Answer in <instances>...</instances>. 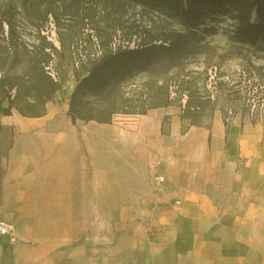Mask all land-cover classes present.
<instances>
[{
    "label": "rangeland",
    "instance_id": "rangeland-1",
    "mask_svg": "<svg viewBox=\"0 0 264 264\" xmlns=\"http://www.w3.org/2000/svg\"><path fill=\"white\" fill-rule=\"evenodd\" d=\"M233 16L229 11L208 17L188 53L158 50L126 80L113 83L128 108L117 103V112L109 121L96 119L112 104L115 91L105 102L93 96L80 98L79 111L93 119L77 118L71 125L75 131H63L61 140L77 144L82 154L91 152L93 163L91 179L97 190L89 193L92 198L78 199L79 242L90 232H99L106 219L113 224L148 219L127 211L125 206L132 200L117 197L124 162L126 176L132 177L136 166L138 175L152 178L167 162L164 156L171 153L165 152L169 143L185 142L188 129L209 128L215 114L225 117L228 111L235 114L234 122L260 124L264 131V41L254 45L234 42ZM4 18L14 25L16 49L8 41ZM251 19L258 21L255 13ZM0 21V85L7 81L0 86V108L7 107L9 96L13 98L19 91L31 114L49 110L63 118L68 115L75 86L88 74L89 57L103 50L148 43L164 32L184 30L180 19H166L124 0H0ZM46 59L57 73V90L43 102L35 96L36 70ZM254 99L259 101L257 106L251 104ZM144 103V112L150 111L147 117L127 113L138 106L141 112ZM14 137L12 131L0 126V154ZM189 143H195L189 150L191 166L200 137L191 134ZM172 153L173 158H180L179 150Z\"/></svg>",
    "mask_w": 264,
    "mask_h": 264
},
{
    "label": "crops",
    "instance_id": "crops-1",
    "mask_svg": "<svg viewBox=\"0 0 264 264\" xmlns=\"http://www.w3.org/2000/svg\"><path fill=\"white\" fill-rule=\"evenodd\" d=\"M71 125L68 115L49 110L0 116L2 129L15 136L0 154V219L15 228L14 239L0 237V264H264L262 125L226 126L215 114L209 128L191 127L185 142L166 146L167 162L154 171L165 177L160 187L136 166L126 176L124 162L117 197L132 200L127 211L148 219H106L83 242L78 199L97 188L91 152L61 141L75 131ZM191 134L200 143L190 166Z\"/></svg>",
    "mask_w": 264,
    "mask_h": 264
},
{
    "label": "trees",
    "instance_id": "trees-1",
    "mask_svg": "<svg viewBox=\"0 0 264 264\" xmlns=\"http://www.w3.org/2000/svg\"><path fill=\"white\" fill-rule=\"evenodd\" d=\"M132 2L140 6L144 10L159 13L166 19H180L184 25L183 31L164 32L154 40L148 43L136 44L135 47L130 48L118 47L115 49L103 50L99 55L88 58L86 63H90L87 70V76L79 81L75 86L70 98L68 115L72 122L77 118L84 121L93 119V117H86L79 111L80 98L82 97H96L103 101H108L110 95L114 92L112 104L107 105L102 116L97 118L98 121H109L112 114L117 112L116 104L124 103L122 97L116 92V86L113 83L119 84L127 79L133 71L139 69L141 63L148 60L158 50L165 52H179L182 55L188 53L191 49L194 40L197 36V30L205 22V20L212 15H225L229 11L234 12L236 20L235 29L231 36L234 42L254 45L259 41H264V0H124ZM255 13L257 22H253L251 17ZM4 21L8 25V41L12 44L14 49L17 48L15 41V29L13 23L9 19ZM3 21H0V30L3 29ZM205 31V30H203ZM159 41V43H157ZM50 48L55 49L51 43H47ZM48 55V54H46ZM49 58V56H48ZM48 60L37 65L36 70V86L35 96L47 102L52 98L57 90V83L47 73L45 67ZM112 81V82H111ZM7 81L5 80L0 86L4 87ZM12 84L7 86L10 90ZM8 100V106L0 108L2 115L11 114V108H14L24 116H39V114H31L29 105L22 99L19 91L14 94L13 98ZM108 99V100H107ZM144 101L146 97L143 98ZM259 102V101H258ZM113 109H108L109 107ZM145 106V103H144ZM123 108L128 106L124 103ZM138 106L131 114H144L146 106L141 110ZM145 109V110H144ZM145 111V112H144ZM226 124V123H225ZM226 126H229L226 124Z\"/></svg>",
    "mask_w": 264,
    "mask_h": 264
},
{
    "label": "built area",
    "instance_id": "built-area-1",
    "mask_svg": "<svg viewBox=\"0 0 264 264\" xmlns=\"http://www.w3.org/2000/svg\"><path fill=\"white\" fill-rule=\"evenodd\" d=\"M45 69L47 70V73L54 79L57 80V73L55 71H53L51 64H48ZM253 102L251 103L254 106H257L258 102H254V100H252ZM251 106V105H250ZM234 117L235 114L232 111H228V114L224 117V122L227 125H230L231 123H233L234 121ZM165 182V177L161 174H156L154 175L153 179H152V183L155 187H160L163 183ZM14 224L12 222H9L7 220L4 219H0V237H8L10 239H14Z\"/></svg>",
    "mask_w": 264,
    "mask_h": 264
}]
</instances>
